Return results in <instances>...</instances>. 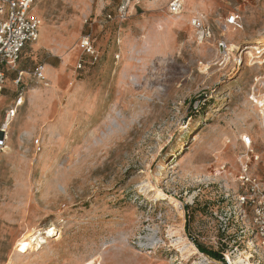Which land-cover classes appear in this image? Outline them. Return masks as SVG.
Instances as JSON below:
<instances>
[{
    "label": "rangeland",
    "instance_id": "374dc122",
    "mask_svg": "<svg viewBox=\"0 0 264 264\" xmlns=\"http://www.w3.org/2000/svg\"><path fill=\"white\" fill-rule=\"evenodd\" d=\"M120 1L35 0L39 39L0 97V123L14 111L0 264H222L191 238L225 264H264L237 182L242 134L262 157L250 172H264V0H182L179 15L172 0H129L124 22L107 21ZM229 13L236 27H224ZM194 15L212 40L197 43ZM27 234L41 247L20 246Z\"/></svg>",
    "mask_w": 264,
    "mask_h": 264
},
{
    "label": "built area",
    "instance_id": "2783aa9c",
    "mask_svg": "<svg viewBox=\"0 0 264 264\" xmlns=\"http://www.w3.org/2000/svg\"><path fill=\"white\" fill-rule=\"evenodd\" d=\"M35 0H0V97L5 88L7 75L16 71V64L23 49L34 43L41 27L40 18L33 13ZM129 8V0H121L115 11L106 14L107 21L117 20L122 23L126 20ZM182 0H172L168 5V11L172 15L181 14ZM238 15L229 13L224 19V27H236ZM189 26L194 32L197 43H205L214 38V33L203 16L194 15L189 21ZM78 47L81 55L95 64L99 60V53L95 50L88 36L80 38ZM217 48L222 54L226 53L227 45L223 40L217 42ZM257 55H260L259 53ZM118 59V56H115ZM77 68H81L80 62ZM22 72L18 73L20 77ZM36 76L43 79L41 67L37 69ZM19 78L14 80L18 83ZM21 102V98L17 104ZM14 111L7 114L0 123V157L4 153L8 141V120ZM240 143L244 152L238 158L237 182L245 193L239 196V203L244 211L252 215V232L264 248V172L252 174V163H262V157L253 149L254 140L250 134H242Z\"/></svg>",
    "mask_w": 264,
    "mask_h": 264
},
{
    "label": "bare ground",
    "instance_id": "6f19581e",
    "mask_svg": "<svg viewBox=\"0 0 264 264\" xmlns=\"http://www.w3.org/2000/svg\"><path fill=\"white\" fill-rule=\"evenodd\" d=\"M38 39H39V37H38ZM247 49L254 50L256 48L251 46V47H248ZM263 52H264V50H263ZM249 55H250V57H253L252 53H250ZM254 58H257V57H253V59ZM252 64H255V62L251 63L250 65H252ZM257 104H259L260 114H263L264 101L263 100L257 101ZM47 233H49L50 236H56L58 234V232L56 231L55 227H50V229L47 231ZM58 237H59V235H58ZM22 238L23 239H22V242H21L20 246H23L24 249H28L31 242H36V249L40 248L41 247L40 243L43 242V241H38L36 239V236H34V234L33 235L32 234H27V235L23 236Z\"/></svg>",
    "mask_w": 264,
    "mask_h": 264
},
{
    "label": "trees",
    "instance_id": "16d2710c",
    "mask_svg": "<svg viewBox=\"0 0 264 264\" xmlns=\"http://www.w3.org/2000/svg\"><path fill=\"white\" fill-rule=\"evenodd\" d=\"M185 230H187V225H185ZM191 240L200 253L204 254L205 256L209 257L212 260H215V261L221 262L222 264H225L222 252H216L213 250H208V249L204 248L201 244H199L195 239L191 238Z\"/></svg>",
    "mask_w": 264,
    "mask_h": 264
},
{
    "label": "crops",
    "instance_id": "0c3cea01",
    "mask_svg": "<svg viewBox=\"0 0 264 264\" xmlns=\"http://www.w3.org/2000/svg\"><path fill=\"white\" fill-rule=\"evenodd\" d=\"M40 34V33H39ZM39 41H37L36 43H35V46H39L40 44H41V42H42V40L38 43ZM47 66V65H46Z\"/></svg>",
    "mask_w": 264,
    "mask_h": 264
}]
</instances>
